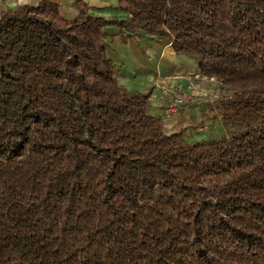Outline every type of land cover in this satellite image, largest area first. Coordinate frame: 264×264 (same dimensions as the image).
Instances as JSON below:
<instances>
[{
    "label": "trees",
    "instance_id": "obj_1",
    "mask_svg": "<svg viewBox=\"0 0 264 264\" xmlns=\"http://www.w3.org/2000/svg\"><path fill=\"white\" fill-rule=\"evenodd\" d=\"M76 5L0 7V264H264V0ZM109 25L216 79L226 135L167 132Z\"/></svg>",
    "mask_w": 264,
    "mask_h": 264
},
{
    "label": "crops",
    "instance_id": "obj_2",
    "mask_svg": "<svg viewBox=\"0 0 264 264\" xmlns=\"http://www.w3.org/2000/svg\"><path fill=\"white\" fill-rule=\"evenodd\" d=\"M41 1L0 0V7L37 5ZM49 1L59 4L61 13L69 19L79 14L77 2L85 4L89 12L97 16L108 19L126 17L118 8L119 0ZM107 33L108 54L119 68V82L127 88H136L150 94L155 113L163 117L166 105L159 85L169 84L188 96L187 103L181 105L171 119H163L167 132H178L186 128L196 140L226 135L221 118L215 117L212 108L213 100L221 92L218 81L202 76L195 60L176 52L167 39L153 37L144 31L128 38L118 26L109 25Z\"/></svg>",
    "mask_w": 264,
    "mask_h": 264
},
{
    "label": "built area",
    "instance_id": "obj_3",
    "mask_svg": "<svg viewBox=\"0 0 264 264\" xmlns=\"http://www.w3.org/2000/svg\"><path fill=\"white\" fill-rule=\"evenodd\" d=\"M170 80L167 81L169 83ZM160 91L166 100V105L164 108V119H171L172 116L178 111L181 105H184L188 101V96L169 84L159 85Z\"/></svg>",
    "mask_w": 264,
    "mask_h": 264
},
{
    "label": "rangeland",
    "instance_id": "obj_4",
    "mask_svg": "<svg viewBox=\"0 0 264 264\" xmlns=\"http://www.w3.org/2000/svg\"><path fill=\"white\" fill-rule=\"evenodd\" d=\"M187 132H189V131H187ZM187 132H186V133H187ZM189 134H191V133L189 132Z\"/></svg>",
    "mask_w": 264,
    "mask_h": 264
}]
</instances>
